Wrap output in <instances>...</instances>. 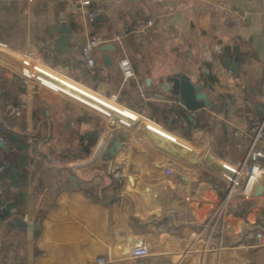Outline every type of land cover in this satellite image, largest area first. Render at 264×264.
Masks as SVG:
<instances>
[{
  "label": "crops",
  "instance_id": "obj_1",
  "mask_svg": "<svg viewBox=\"0 0 264 264\" xmlns=\"http://www.w3.org/2000/svg\"><path fill=\"white\" fill-rule=\"evenodd\" d=\"M81 2L0 0V41L8 46L0 49V90L14 89L19 103L14 116L0 96V202L8 213L0 264H136L131 250L140 242L150 251L145 264H264V178L250 198L235 194L220 211L222 164L243 161L264 116V0ZM89 38L101 42L93 67L83 55ZM218 47L223 54L207 62ZM28 49L42 63L37 72L62 84L34 75L43 87L109 124L69 105L62 111L26 84L11 63L22 65ZM124 58L135 72L127 83ZM174 74L201 84L214 106L191 113L163 92ZM106 108L139 121L123 128L129 124ZM91 135L97 140L87 151ZM113 139L122 148L107 162Z\"/></svg>",
  "mask_w": 264,
  "mask_h": 264
},
{
  "label": "built area",
  "instance_id": "obj_2",
  "mask_svg": "<svg viewBox=\"0 0 264 264\" xmlns=\"http://www.w3.org/2000/svg\"><path fill=\"white\" fill-rule=\"evenodd\" d=\"M82 6L88 8L92 5L91 0H82ZM88 21L90 23H95L97 20V13L92 10L86 11ZM101 45V42L95 38H89L83 47V55L87 62V65L90 67L95 66V60L93 58V50ZM0 49L6 50L8 49L7 44L0 41ZM223 54V49L218 47L215 48L213 51H207L205 54V60L209 63L213 62L217 56H221ZM25 60L22 62V66L24 69H20L19 74L21 77L24 78L26 84L28 85H38L40 83L39 79L34 77V72L32 69H35L37 65L40 64L38 59V54L33 49H28L26 54L23 56ZM31 63L36 64L31 65ZM120 69L123 76V81L125 83L129 82L130 80L135 78V72L132 67V64L127 58H124L120 61ZM32 67V69H30ZM26 69V70H25ZM26 71L29 72L26 73ZM231 74V72H230ZM42 85V84H41ZM139 95L141 98H145V95L140 91ZM135 113V112H134ZM138 116L139 121L140 115L136 113ZM129 124V123H128ZM122 126V125H121ZM146 128L147 125L145 124ZM123 128H131L132 125L129 124L128 126H122ZM148 129V128H147ZM149 130V129H148ZM154 132L152 130H149ZM156 133V132H154ZM157 134V133H156ZM159 135V134H158ZM264 138V116L263 118L256 123L255 130L253 135L251 136V142L249 149L240 164L231 165V164H222V168L224 170L223 179L226 183L227 191L225 195V200L220 207V211H224L230 201L233 199L235 194L240 193L244 198H250L261 178H264V168L260 164V160L264 159V153L259 150V145ZM189 150L193 149V146H187ZM166 175L171 174V169L168 168L165 170ZM113 178L115 180L120 178V173L114 172ZM6 211V206L0 202V218L3 213ZM150 251L149 247L146 243L140 242L136 244L131 250V258L135 261L136 264H145V260L149 257ZM104 259H99L98 264H104Z\"/></svg>",
  "mask_w": 264,
  "mask_h": 264
},
{
  "label": "water",
  "instance_id": "obj_3",
  "mask_svg": "<svg viewBox=\"0 0 264 264\" xmlns=\"http://www.w3.org/2000/svg\"><path fill=\"white\" fill-rule=\"evenodd\" d=\"M226 67L228 70H231V72L237 73L239 71V64H233L231 61H227ZM34 75L37 77H42L47 80L53 81L55 84L62 85L57 80H53L52 78H49L48 76L44 74H40L37 72L36 69H33ZM149 82V80H148ZM162 90L163 92L169 93L173 97H178L183 105V107L191 112H197L199 110H202L207 107H213L214 103L209 100L208 95L203 91V86L201 84H197L192 82L191 78L186 74H174L172 76H169L166 78L165 83L162 84ZM73 91V90H72ZM78 95H81L85 99L97 103L95 100H92L91 98H88L86 96H83V94H80L77 92ZM99 104V103H98ZM101 105V104H100ZM104 107V106H103ZM107 111L111 114H113V119H124L127 123L134 125L136 124V121L123 116L122 114H119L117 112H114L113 110L106 108ZM260 116L264 114L263 110L259 108ZM4 147V143L0 141V148ZM122 148V144L118 139H113L109 145V147L105 150V161L110 162L112 161L119 151ZM264 194V191H263Z\"/></svg>",
  "mask_w": 264,
  "mask_h": 264
},
{
  "label": "rangeland",
  "instance_id": "obj_4",
  "mask_svg": "<svg viewBox=\"0 0 264 264\" xmlns=\"http://www.w3.org/2000/svg\"><path fill=\"white\" fill-rule=\"evenodd\" d=\"M20 58H21V61L22 60L23 61L25 60V58L23 56L22 57L20 56ZM40 64H42V63L40 62ZM11 65H12L11 67L13 69H16V68H17V70H18V68L19 69H24L22 65H19L18 66L17 64H14V63H11ZM31 65L32 66L33 65L36 66V64H34V63H31ZM30 69H32V67ZM18 74H21V73L18 72ZM38 89H40L39 91H41L40 96L45 97V98H49V99H52L53 101H57V102L61 103L62 104L61 105L62 106L61 107V110L62 111H70V110H72V109H70L71 107H68V105H69V106H72L73 108H75L76 109V112L79 113V114H83V115L84 114H89L91 116L92 121H94V123H96L97 125L98 124H100V125L102 124V127H105V126H107L109 124V122L106 119H103L102 117H100V116H98V115H96V114H94V113H92V112H90V111H88V110H86V109L78 106V105H75L74 103H72V102H70V101H68V100H66L64 98L59 97L58 95H56L52 91H50L47 88L43 87L41 85V83H38V85L36 86V90H38ZM117 120H115V121H117ZM121 122L122 121H119V122L117 121V123H119V125L120 124L122 125ZM61 132H63V131H61ZM60 137H61V140L62 141L66 142L67 137L64 136V133L60 134Z\"/></svg>",
  "mask_w": 264,
  "mask_h": 264
},
{
  "label": "trees",
  "instance_id": "obj_5",
  "mask_svg": "<svg viewBox=\"0 0 264 264\" xmlns=\"http://www.w3.org/2000/svg\"><path fill=\"white\" fill-rule=\"evenodd\" d=\"M0 96L1 97H5L6 100L9 101V105L12 107V109H14V113L13 115L16 116L18 115V107H19V103L16 101V99H14V89L12 88H5L3 87L2 90H0ZM10 97V98H9ZM9 98V99H7ZM11 109V111H12ZM180 116L186 121V123L188 124V128H192L194 126V124L190 121L189 117L185 115V113L183 111H181ZM9 140L11 143H18V137L16 135H14L13 133H8L7 134ZM11 155L10 152H8L5 156L8 158ZM8 216L7 210L3 213V215L0 218V222L3 221L6 217Z\"/></svg>",
  "mask_w": 264,
  "mask_h": 264
},
{
  "label": "flooded vegetation",
  "instance_id": "obj_6",
  "mask_svg": "<svg viewBox=\"0 0 264 264\" xmlns=\"http://www.w3.org/2000/svg\"><path fill=\"white\" fill-rule=\"evenodd\" d=\"M89 138H90V140L88 142L89 144L87 145L88 146L87 151H89L91 149V147L95 144V141L97 140V138L92 136V135Z\"/></svg>",
  "mask_w": 264,
  "mask_h": 264
}]
</instances>
